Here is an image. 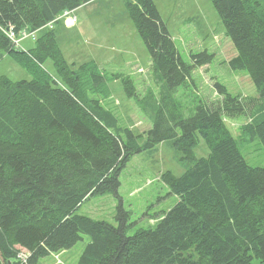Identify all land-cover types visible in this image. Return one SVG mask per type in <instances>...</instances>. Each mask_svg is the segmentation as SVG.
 Segmentation results:
<instances>
[{"label": "trees", "instance_id": "1", "mask_svg": "<svg viewBox=\"0 0 264 264\" xmlns=\"http://www.w3.org/2000/svg\"><path fill=\"white\" fill-rule=\"evenodd\" d=\"M89 1L0 0V61L10 55L34 75H0V264H37L84 234L91 241L79 264H264V166L248 164L226 122L248 115L242 130L264 146V106L254 113L259 97L234 95L216 81L220 100H200L189 117L176 113L175 91L213 55L192 53L187 62L154 0H129L128 6L150 51L158 92L149 88L140 97L129 74L108 75L95 61L74 69L47 24ZM213 2L237 49L230 66L246 70L264 99V5ZM10 27L36 31L34 45L21 49L6 34ZM47 60L55 73L45 70ZM114 80L153 122L144 145L138 140L146 134L123 125L105 104ZM167 139L193 165L180 175H161L178 201L153 228L128 235L130 212L122 205L119 225L77 212L91 196L117 193L131 157ZM201 139L210 152L197 157ZM22 249L30 254L26 260Z\"/></svg>", "mask_w": 264, "mask_h": 264}, {"label": "rangeland", "instance_id": "2", "mask_svg": "<svg viewBox=\"0 0 264 264\" xmlns=\"http://www.w3.org/2000/svg\"><path fill=\"white\" fill-rule=\"evenodd\" d=\"M174 39L182 57L192 62L191 54L207 51L213 55L212 61L197 67L192 72V80L180 86L174 94L176 113L185 117L195 112L200 100H220L215 82L227 86L234 95L247 98L259 97L254 113L262 110L264 99L249 73L244 69H234L229 61L237 55V49L228 35L221 16L213 0H154ZM264 5V0H259ZM129 0H91L72 11L76 24L68 27L66 18L53 23L57 42L74 69L95 61L103 72L129 74L134 80L136 94L143 97L149 88L156 92V82L151 67L150 51L137 31L129 13ZM21 38V37H20ZM34 45L33 38L21 41V49ZM35 69V62L29 61ZM47 68V69H45ZM45 70L55 73L52 60L45 62ZM5 74L19 80L31 79V74L8 55L0 61V75ZM89 73L84 80L89 85ZM111 98L105 104L116 111L125 126H131L137 133H144L153 127V122L138 106L135 98L127 95L121 81H111ZM104 95L103 93H101ZM100 95L102 98L103 96ZM99 96V95H98ZM172 107V106H171ZM249 121L248 115L228 117L226 122L237 139L238 147L251 166H264V146L258 136L252 137L242 130ZM147 134L139 138L141 145L147 142ZM210 152L205 141L195 149L197 157ZM193 165L181 159V153L167 139L134 154L121 170V185L118 192L95 195L87 198L78 213L95 219L106 220L119 225V207L130 212L126 223L127 234H134L139 228H153L160 216L174 206L178 198L161 179L163 172L173 171L180 175ZM91 241L90 235L73 247L41 257L37 264H79L85 246Z\"/></svg>", "mask_w": 264, "mask_h": 264}, {"label": "built area", "instance_id": "3", "mask_svg": "<svg viewBox=\"0 0 264 264\" xmlns=\"http://www.w3.org/2000/svg\"><path fill=\"white\" fill-rule=\"evenodd\" d=\"M72 11L73 10H65L61 17H65L68 20L69 25H74L77 22V18L75 16H72ZM54 23V21L49 22V24H47L48 26H52ZM6 34L10 37V39L17 45L19 46L21 41L25 38H35L36 37V31H30L27 29H23L21 30L19 33L16 32V30H14L13 28H10L6 31ZM21 37V38H20ZM29 252L25 249H22V251L19 253V256L23 259L26 260L29 257Z\"/></svg>", "mask_w": 264, "mask_h": 264}, {"label": "crops", "instance_id": "4", "mask_svg": "<svg viewBox=\"0 0 264 264\" xmlns=\"http://www.w3.org/2000/svg\"><path fill=\"white\" fill-rule=\"evenodd\" d=\"M66 22H67V25H68V27L72 26V25H69V23H68V20H67V19H66Z\"/></svg>", "mask_w": 264, "mask_h": 264}, {"label": "bare ground", "instance_id": "5", "mask_svg": "<svg viewBox=\"0 0 264 264\" xmlns=\"http://www.w3.org/2000/svg\"><path fill=\"white\" fill-rule=\"evenodd\" d=\"M10 28H13V29L15 30V28H14V27H10ZM10 28H9V29H10Z\"/></svg>", "mask_w": 264, "mask_h": 264}, {"label": "clouds", "instance_id": "6", "mask_svg": "<svg viewBox=\"0 0 264 264\" xmlns=\"http://www.w3.org/2000/svg\"><path fill=\"white\" fill-rule=\"evenodd\" d=\"M61 15H62V14H61ZM61 15H60V16H61ZM60 16H59V19H60Z\"/></svg>", "mask_w": 264, "mask_h": 264}]
</instances>
